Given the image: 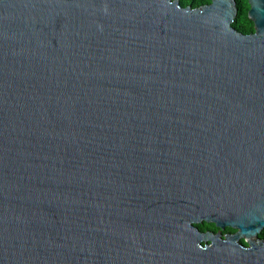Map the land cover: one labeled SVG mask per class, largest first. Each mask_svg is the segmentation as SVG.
Returning a JSON list of instances; mask_svg holds the SVG:
<instances>
[{
    "label": "water",
    "instance_id": "water-1",
    "mask_svg": "<svg viewBox=\"0 0 264 264\" xmlns=\"http://www.w3.org/2000/svg\"><path fill=\"white\" fill-rule=\"evenodd\" d=\"M247 1L0 0V264H264Z\"/></svg>",
    "mask_w": 264,
    "mask_h": 264
},
{
    "label": "trees",
    "instance_id": "trees-1",
    "mask_svg": "<svg viewBox=\"0 0 264 264\" xmlns=\"http://www.w3.org/2000/svg\"><path fill=\"white\" fill-rule=\"evenodd\" d=\"M211 0H179L181 6L186 5L190 2L192 7L200 6L206 4ZM237 13L233 21V27L242 33H251L253 31V22L249 19L247 11L249 9V4L247 0H235ZM199 229L212 228L214 225L212 223H202L197 225ZM216 229V227H214ZM230 230V228H228Z\"/></svg>",
    "mask_w": 264,
    "mask_h": 264
},
{
    "label": "flooded vegetation",
    "instance_id": "flooded-vegetation-1",
    "mask_svg": "<svg viewBox=\"0 0 264 264\" xmlns=\"http://www.w3.org/2000/svg\"><path fill=\"white\" fill-rule=\"evenodd\" d=\"M204 223H206V222H204ZM202 224V223H201ZM214 225V224H213ZM215 227V226H214ZM214 227H212V228H204L203 230H211V231H213V232H216L217 230H218V228L216 227V229H214ZM235 231V229H232V228H230V230L228 229V227H226L225 229H223L222 230V234H225V233H232V232H234ZM259 237L260 238H262V239H264V228L261 230V232L259 233ZM243 243H245L244 242V240L242 239L241 240Z\"/></svg>",
    "mask_w": 264,
    "mask_h": 264
}]
</instances>
